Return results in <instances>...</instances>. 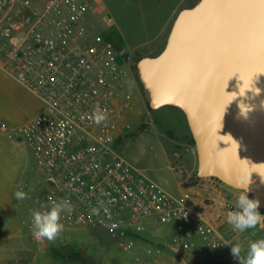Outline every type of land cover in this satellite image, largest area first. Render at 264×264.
<instances>
[{
	"label": "built area",
	"instance_id": "built-area-1",
	"mask_svg": "<svg viewBox=\"0 0 264 264\" xmlns=\"http://www.w3.org/2000/svg\"><path fill=\"white\" fill-rule=\"evenodd\" d=\"M91 9L78 0H47L42 6L33 0H0V67L43 104L29 123L10 130L48 176V189L29 196L35 204L26 220L29 236L41 240L32 234L33 211L67 201L73 211L61 214L64 231L106 229L131 254L144 220L177 223L192 246L197 239L202 242L192 251L194 259L214 256L229 246L219 230L188 199L179 201L112 150L135 125V104L126 91L129 72L120 60L113 20L106 17V26L94 32ZM97 104L108 110L100 125L92 119ZM175 168L190 179H204L181 164ZM225 210L227 221L235 205L226 203ZM145 250L148 257L164 254L158 246ZM211 264L226 263L216 259Z\"/></svg>",
	"mask_w": 264,
	"mask_h": 264
},
{
	"label": "water",
	"instance_id": "water-1",
	"mask_svg": "<svg viewBox=\"0 0 264 264\" xmlns=\"http://www.w3.org/2000/svg\"><path fill=\"white\" fill-rule=\"evenodd\" d=\"M137 70L152 110L185 115L197 175L242 190L236 181L252 172L248 193L264 210V182L253 172L264 173V0L182 9L162 52L141 58Z\"/></svg>",
	"mask_w": 264,
	"mask_h": 264
},
{
	"label": "rangeland",
	"instance_id": "rangeland-1",
	"mask_svg": "<svg viewBox=\"0 0 264 264\" xmlns=\"http://www.w3.org/2000/svg\"><path fill=\"white\" fill-rule=\"evenodd\" d=\"M46 1L33 0L36 6L43 5ZM78 1L92 7L89 20L93 25L90 28L94 32L106 26L104 20L106 17L113 20L118 46L120 50H125L120 58L130 74L126 91L133 94L136 106H143L141 98L134 92L135 81L148 105V112L143 113L142 121L135 124L122 139L115 140L112 150L165 190L160 178L169 172L164 168V155L169 154L173 165L181 164L185 170H191L193 168L187 149L196 151V146L185 115L180 109L167 106L157 111L149 107L148 95L139 79L137 63L143 56H154L164 49L175 13L194 6L199 0ZM42 110L41 100L0 67V188L11 193L18 190L26 193L27 199L15 198L18 215L26 220L31 210L35 208L29 196L33 197L48 189V176L44 168L36 163L34 155L21 139L10 136V130L29 123ZM196 169L198 170L197 167L193 169L194 173ZM249 196L253 199L251 194ZM177 230L182 242L192 241L184 236L183 229L177 227ZM25 233L29 234L27 228ZM65 236L71 241L61 240ZM134 237L137 245L131 254L123 251L118 245V238L103 228L78 227L62 233L53 241L52 246L58 250H66L62 255L79 264H179L171 259L173 256L168 257L170 250H166L162 257H148L145 253L147 246L163 248L164 245L159 241L151 242L144 239L142 233ZM30 241L34 250H51V243L44 245L50 242L46 239L35 241L30 238ZM63 241L66 245L62 248ZM68 250L80 251L77 253ZM172 253L175 254L174 251ZM136 256L141 257L142 261L137 262Z\"/></svg>",
	"mask_w": 264,
	"mask_h": 264
},
{
	"label": "crops",
	"instance_id": "crops-1",
	"mask_svg": "<svg viewBox=\"0 0 264 264\" xmlns=\"http://www.w3.org/2000/svg\"><path fill=\"white\" fill-rule=\"evenodd\" d=\"M179 12L175 13L173 23ZM124 52L125 50H121L122 55H124ZM161 52L162 51L158 54ZM134 84V92L136 96L141 98L143 103L142 107H138L136 103H134V122L137 124L142 121L143 113L148 112V105L135 81ZM162 109L164 108H161V110ZM120 139H122V136L117 140ZM187 150L191 168H198V158L195 149L188 148ZM164 163V168L169 171L166 175L160 177L165 191L176 197L179 201L188 199V201L199 210L200 215L207 222L214 225L225 239L233 240L234 238H238L241 246L247 249L250 241L264 238V223L255 229H249L243 233H239L235 232L225 219V204L230 202L236 206L237 197L241 194L242 190L228 186L215 178L209 177L202 180L190 179L185 176V173L176 170L169 154L164 155ZM193 169L186 170V172H193ZM195 173H197V169ZM259 212L261 215H264V210H259ZM144 223L145 230L142 232L143 238L151 242L159 241L160 244L164 245V254L166 250H170L168 257L173 256L171 259L179 264H211L216 259L223 260L226 264H239V261L231 254L232 245L219 251L216 256L198 260L192 257V251L195 250L196 247H199L202 242L198 239L195 242V246L191 245V241L182 242L177 230V227L180 228V226L177 223L160 225L158 222L151 219L144 220ZM25 228L26 219H22L18 215L15 207L14 192L11 193L9 190L5 191L0 188V264H79L69 257L65 258L62 253L66 250H58L56 247L52 246L54 245L53 242L44 243V245L51 243V250H34L29 234L25 233ZM75 229H68L62 233ZM61 240L71 241L70 238L66 236L61 238ZM65 245L64 242L62 248L65 247ZM140 250L142 249L140 248ZM68 251L77 252L80 250ZM172 251L175 252L174 255Z\"/></svg>",
	"mask_w": 264,
	"mask_h": 264
},
{
	"label": "clouds",
	"instance_id": "clouds-1",
	"mask_svg": "<svg viewBox=\"0 0 264 264\" xmlns=\"http://www.w3.org/2000/svg\"><path fill=\"white\" fill-rule=\"evenodd\" d=\"M254 87V86H253ZM255 94L259 95L260 89L255 88ZM247 106V105H246ZM241 109V105H239ZM251 109L248 107V111ZM241 114L246 115L241 109ZM93 122L100 125L107 121L108 110L101 109L97 104L93 113ZM256 165V164H255ZM264 166V164L260 165ZM257 172L264 182V173ZM252 173V172H251ZM251 173L247 179H238L236 184L242 189L241 194L237 197L235 210L229 211L227 214V223L235 232L243 233L249 229H255L264 223V215L259 212V201L250 199L248 196V185L251 183ZM17 200L27 199V195L23 191L14 193ZM73 208L67 201L53 203L49 210L33 211L32 213V234L37 239H46L50 242L55 241L64 231V224L61 222V214L63 212H72ZM92 214H98L99 210L91 209ZM224 245H232L231 254L239 260V264H264V238L250 241L247 249L241 246L238 238L228 240ZM215 247V246H213Z\"/></svg>",
	"mask_w": 264,
	"mask_h": 264
},
{
	"label": "trees",
	"instance_id": "trees-1",
	"mask_svg": "<svg viewBox=\"0 0 264 264\" xmlns=\"http://www.w3.org/2000/svg\"><path fill=\"white\" fill-rule=\"evenodd\" d=\"M216 179V178H215Z\"/></svg>",
	"mask_w": 264,
	"mask_h": 264
}]
</instances>
